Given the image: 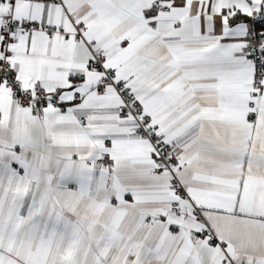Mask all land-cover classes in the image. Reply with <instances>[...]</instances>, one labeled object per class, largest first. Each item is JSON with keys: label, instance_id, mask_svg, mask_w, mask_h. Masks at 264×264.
<instances>
[{"label": "snow or ice", "instance_id": "6c2138e0", "mask_svg": "<svg viewBox=\"0 0 264 264\" xmlns=\"http://www.w3.org/2000/svg\"><path fill=\"white\" fill-rule=\"evenodd\" d=\"M0 264H264V0H0Z\"/></svg>", "mask_w": 264, "mask_h": 264}]
</instances>
